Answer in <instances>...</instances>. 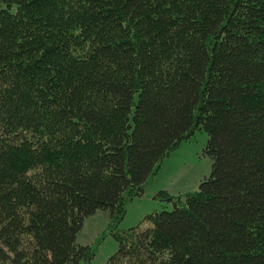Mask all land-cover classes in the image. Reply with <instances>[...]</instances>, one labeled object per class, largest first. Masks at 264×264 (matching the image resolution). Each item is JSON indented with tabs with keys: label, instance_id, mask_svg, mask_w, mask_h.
I'll return each instance as SVG.
<instances>
[{
	"label": "trees",
	"instance_id": "1",
	"mask_svg": "<svg viewBox=\"0 0 264 264\" xmlns=\"http://www.w3.org/2000/svg\"><path fill=\"white\" fill-rule=\"evenodd\" d=\"M198 129L210 176L106 264H264V0H0V264H88Z\"/></svg>",
	"mask_w": 264,
	"mask_h": 264
},
{
	"label": "rangeland",
	"instance_id": "2",
	"mask_svg": "<svg viewBox=\"0 0 264 264\" xmlns=\"http://www.w3.org/2000/svg\"><path fill=\"white\" fill-rule=\"evenodd\" d=\"M208 139L209 134L198 129L164 157L157 172L149 177L144 194L127 200L126 214L117 224L110 211L105 209L85 218L77 242L90 246L94 253L88 264H106L118 250L119 242L114 233L146 224V215L154 211L172 210L174 202L163 198L161 191L168 192L177 200V197L199 188L201 181L209 177L213 169V159L205 153Z\"/></svg>",
	"mask_w": 264,
	"mask_h": 264
}]
</instances>
